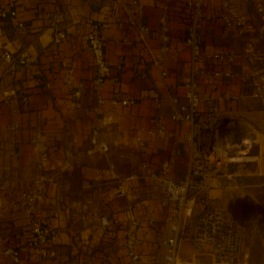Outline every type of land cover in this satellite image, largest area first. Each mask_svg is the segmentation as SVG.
I'll list each match as a JSON object with an SVG mask.
<instances>
[{"label":"crops","instance_id":"1","mask_svg":"<svg viewBox=\"0 0 264 264\" xmlns=\"http://www.w3.org/2000/svg\"><path fill=\"white\" fill-rule=\"evenodd\" d=\"M184 4L185 0H141L139 12L133 0H0L1 169L16 170L18 161L27 156L29 162L37 159L56 167L50 173L46 199L52 236L42 259L37 261L31 246L33 225L21 228L22 221L17 218L7 227L3 212L0 264H14L6 253L9 248L19 251L23 264H164L161 241L174 208L162 206L165 195L148 174L167 166L169 176L181 180L189 168L185 139L189 124L171 118L170 103L173 96L184 100L191 75ZM3 12L5 16H1ZM139 16L150 29L144 37L134 23ZM229 20L223 1L206 0L198 65L207 73L199 76V82L201 93L212 96V101H205L201 109L214 108L228 120L237 118L264 131V97L257 96L253 87V57L249 49L237 47ZM91 29L103 36L109 62L119 77L117 84L103 86L101 93L108 100L104 105L98 103V94L92 89L96 66L87 41ZM58 30L66 32L60 42L55 41ZM6 50L14 54L27 51L29 61L9 65L2 58ZM230 52L235 54L234 60L221 62L218 55ZM63 60L75 69L72 80L88 86L77 107L71 106V85ZM10 89L19 96L11 97L7 104L4 92ZM127 98L133 101L122 104ZM111 99L120 102L113 105ZM157 120L164 132L151 135L149 130ZM253 143V147L257 145ZM101 144H107L108 150H101ZM8 157L12 166L6 162ZM82 159L86 161L80 170H73V163ZM121 160H125L126 170H120ZM75 173L80 178L77 200L72 197ZM132 174L140 175L141 180L134 182L136 198L131 202L116 184L122 175ZM210 195L229 216L240 219L239 202L223 187L211 189ZM0 201L3 207L13 202L6 197ZM74 204L88 208L97 204L101 213L90 217V210L88 216L77 219L67 210L56 211L59 206ZM131 205L143 222L140 237L145 260L140 262L131 260L124 248ZM102 217L110 220L105 229L100 225ZM150 217L155 220L152 225L147 224ZM194 223L181 246L179 264H221L211 251L195 250Z\"/></svg>","mask_w":264,"mask_h":264},{"label":"built area","instance_id":"2","mask_svg":"<svg viewBox=\"0 0 264 264\" xmlns=\"http://www.w3.org/2000/svg\"><path fill=\"white\" fill-rule=\"evenodd\" d=\"M206 0H185V7L188 12V34L186 38L187 45L191 52V75L190 80L186 84V93L184 100L180 97L173 96L170 98L172 106L171 118L177 122H185L189 124V132L185 135V139L189 145V168L185 177L176 180L169 176L167 166H163L158 170H149V177L153 182L160 185L165 197L161 204L163 207L173 206L174 213L168 217L167 226L164 237L161 241L163 247L162 260L164 264H178L180 250L183 242L188 238V228L194 223L192 230V239L195 250L199 252L211 251L216 260L221 264H235L242 251V230L236 220L227 214L222 204L214 202V198L210 195V190L217 187H223L226 194L233 200L242 201L246 197V193L242 187L241 190L233 191L229 179L232 175L228 172V163L241 161L240 156L232 155L231 150L239 146L238 153H244L243 146H252L256 141V133L253 128L238 121L242 125V142H235L232 134L225 133V127H231L229 122L225 126L222 122V116L219 115L214 108L208 111L201 109L205 101L211 102L212 96L201 93L199 76L207 73L206 68H201L198 63L202 56L203 33L202 26L205 17ZM133 4L141 12V0H133ZM1 16H5L3 12ZM162 21H166V16L162 17ZM138 25L141 36L144 37L149 33L147 27L141 17H137L135 22ZM232 22L229 20V24ZM20 27L24 25L18 24ZM238 22L237 26L240 27ZM66 37V32L58 30L55 35V41L60 42ZM88 47L91 51L94 64L96 66V75L92 81V89L98 94V103L104 105L108 102L107 98L102 95L103 86L106 83L117 84L119 77L114 74L113 66L110 64L107 53L106 43L99 31L91 29L87 35ZM3 60L9 65H24L29 61V53L24 51L14 54L9 50L2 54ZM221 62H231L235 58L233 52L222 53L218 55ZM62 67L66 69L68 74L67 82L71 85V106L77 107L79 101L83 98L87 89V84L83 81L74 82L72 76L75 73L74 67L67 60L62 61ZM216 76L221 75L220 72L214 73ZM18 97V92L14 89L4 92V101L11 103V97ZM26 103L28 98L22 97ZM131 99L127 98L121 101L122 104H129ZM160 103V99H157ZM120 101L111 99L113 105H117ZM13 127H15L13 125ZM164 127L157 120L155 126L149 130L151 135L163 133ZM252 135V136H251ZM141 142V138H138ZM101 150L107 151V144H101ZM140 175L132 174L120 179L117 184L118 191L128 198L131 202L136 198L134 193V182L138 180ZM45 188L43 184H36L26 192V202L29 210H35L37 204L45 201ZM154 218L147 219V224H154ZM102 228L110 225L107 217L100 220ZM143 222L137 210L131 205L127 214L125 224L124 248L127 256L134 262L145 260V254L141 251L142 239L140 230ZM33 238L32 246L37 261L41 260L44 255V249L49 244L52 236V227L45 219L36 222L32 226ZM13 260L14 264H23L18 250L9 248L6 250Z\"/></svg>","mask_w":264,"mask_h":264},{"label":"rangeland","instance_id":"3","mask_svg":"<svg viewBox=\"0 0 264 264\" xmlns=\"http://www.w3.org/2000/svg\"><path fill=\"white\" fill-rule=\"evenodd\" d=\"M220 1H223L227 8L228 17L232 22L230 24L232 32L236 36L237 47L249 49V52L253 57V87H255L257 96L263 98L264 0ZM238 22L241 23L240 27L237 26ZM222 122L225 126H227L229 122H234L233 124L230 123V128L225 127L224 131L227 134H232V139L235 142L241 143L243 127L242 125H239L238 119L233 118L228 120V118L222 117ZM255 133L257 140L255 142H257V145L254 147L252 146L249 149L250 153H248L249 151H245L246 147L243 146L241 148L244 153L240 154L238 153L240 148L239 146H236L231 150L232 155H238L243 159L236 163H228V172L232 175L228 183L231 184L233 191L241 190V188L235 187V185H239L246 193V197L242 201H239V208L241 211L240 219H236L242 230L243 242L241 254L235 264H264V131L261 128H258V130H255ZM28 159L29 157L27 156V159L23 158L19 160V168L16 170H2L1 162L4 160L0 159V198L6 197L9 199V202L10 200L15 202H10L5 207L0 204V216H2L3 212H6L7 227L13 226L14 220L17 218L22 221L20 224L21 228L33 225L43 219L49 221L50 218L49 212L46 211V199L49 192L50 173L51 170L56 169V167H48V163L38 161L37 159H32L34 162H29ZM85 161L86 160L84 159L78 162L75 161L73 163V170H80V165H83ZM136 161L135 158V162ZM6 162H9L11 166L13 165L11 157H8ZM98 163L101 162L98 161ZM118 165L120 170H126L127 168L125 160L119 161ZM60 168L62 167L60 166ZM3 176L6 177L4 178L5 180L2 179ZM13 176H17L19 179H14L12 178ZM126 176L128 175H122L118 181ZM61 177L65 178L66 176H60V178ZM72 179V183L75 186V190L72 192V197L77 200L79 195L78 183L80 178L75 173V176H73ZM140 180L141 179H139V181ZM36 184L44 185L46 197L44 202L37 204L35 210L30 211L25 195L26 192ZM63 210H67L71 216H74L77 219L82 215H85V217L88 216L90 212V215H92L90 217L97 214L100 215L101 213V209L97 204L92 208L80 207L77 204L66 208L63 206L56 208V211L58 212ZM16 212L19 213L18 217L17 215H14ZM180 262L179 259L178 264Z\"/></svg>","mask_w":264,"mask_h":264},{"label":"trees","instance_id":"4","mask_svg":"<svg viewBox=\"0 0 264 264\" xmlns=\"http://www.w3.org/2000/svg\"><path fill=\"white\" fill-rule=\"evenodd\" d=\"M184 6H185V4H184ZM186 8V7H185ZM31 241V244H32V240H30ZM32 246V245H31ZM33 247V246H32Z\"/></svg>","mask_w":264,"mask_h":264}]
</instances>
